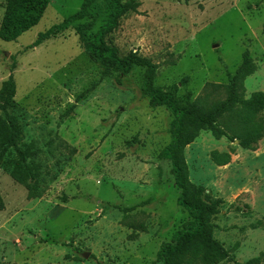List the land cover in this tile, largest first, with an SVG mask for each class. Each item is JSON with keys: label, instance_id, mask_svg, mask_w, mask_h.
<instances>
[{"label": "rangeland", "instance_id": "1", "mask_svg": "<svg viewBox=\"0 0 264 264\" xmlns=\"http://www.w3.org/2000/svg\"><path fill=\"white\" fill-rule=\"evenodd\" d=\"M49 1L38 25L17 41L0 39V89L13 71V113L47 178L43 197L30 199L5 169L16 154L5 156L0 264H162V246L190 220L170 162L161 158L173 114L151 106L145 68L119 81L85 53L77 30L85 26L94 42L112 12L109 0L88 4L68 30L27 49L87 0ZM137 1L140 13L123 18L107 42L122 56L138 52L158 64L155 86L179 105L194 104L208 84H228L246 52L257 65L246 96L264 92V0ZM6 3L0 0V26ZM215 154L229 155V163L219 165ZM186 159L193 183L226 202L215 236L234 261L222 264H264V139L250 151L203 132ZM139 223L147 232L130 227Z\"/></svg>", "mask_w": 264, "mask_h": 264}, {"label": "trees", "instance_id": "2", "mask_svg": "<svg viewBox=\"0 0 264 264\" xmlns=\"http://www.w3.org/2000/svg\"><path fill=\"white\" fill-rule=\"evenodd\" d=\"M95 0H87L84 8L69 17L62 24L56 25L27 49L40 47L46 41L56 38L60 32L68 30L78 18L86 15L85 7ZM112 12L106 24L100 29L94 42H90L84 27L78 28L81 45L85 53L94 62L105 67V73H119L118 80L129 74L135 67L146 69L144 94L149 97L153 108L166 106L173 114L171 126L172 142L162 151L161 158L170 162L172 175L181 191L179 206L188 213L189 222L173 237V241L162 246L158 262L162 264H222L234 261L229 250L216 238L218 228L215 220L226 205L224 199L214 197L204 186L196 185L191 180L190 168L186 159V149L203 133H211L217 140L239 141L241 148L256 151L264 139V92L258 91L246 96V80L257 71V65L250 53L244 55V62L232 76L228 84H208L198 100L189 106H181L155 86L160 68L152 60L138 52L122 56L119 49L108 44L107 38L120 26L123 18L139 14L141 3L137 0H109ZM49 0H7L5 14L0 26V39L6 42L17 41L24 33L38 25L49 7ZM225 95L219 99V95ZM17 83L12 71L8 80L0 89V166L4 167L5 156L16 154L11 168L5 169L18 183L27 187L30 199L42 198L45 193L47 178L42 164L37 162L29 147L24 146L25 130L19 117L14 114ZM81 99V98H80ZM219 165L229 163L230 156L217 158ZM221 157V156H219ZM135 231L147 232L144 223L130 226ZM137 233L133 234L136 238ZM258 260L247 263L256 264Z\"/></svg>", "mask_w": 264, "mask_h": 264}]
</instances>
